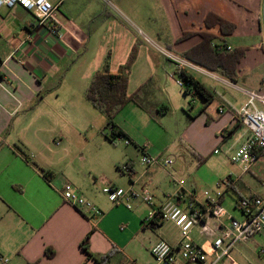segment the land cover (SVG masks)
I'll list each match as a JSON object with an SVG mask.
<instances>
[{
	"label": "crops",
	"instance_id": "0c3cea01",
	"mask_svg": "<svg viewBox=\"0 0 264 264\" xmlns=\"http://www.w3.org/2000/svg\"><path fill=\"white\" fill-rule=\"evenodd\" d=\"M263 4L264 0H61V39L38 25L31 12L1 7L0 258L6 261L0 264H155L150 248L157 240L178 244V230L171 222L158 216L153 224L144 221L149 206L140 197L131 199L127 208L111 203L101 190L106 185L136 193L147 188L155 203L175 195L180 206L189 199L203 201L195 179H177L191 162L139 142L138 134L151 119L170 111V101L178 108L187 106V96L172 74L177 65H168L171 60L160 48L182 58L188 53L189 60L184 59L208 76L201 79L187 72L214 91L207 104L200 96L190 97L193 112L186 110L176 119L182 134L189 132L183 139L196 159L214 153L216 145L225 150L226 158L206 162L217 172L206 184L215 187L223 178L231 180L221 204L233 217L238 198H264V149L246 170L229 160L247 135L235 111L246 101L245 91L264 88ZM210 14L233 23V31L223 34L218 25L207 26ZM204 33L213 35L211 46L224 45L230 48L227 52L244 49L234 82L218 69L205 67L203 49L190 52ZM132 51L127 91L139 104L127 102L114 120L133 149L102 138L98 131L105 117L84 98L96 71L107 65L115 72ZM212 78L234 86L236 93L227 98ZM17 100L21 105L16 110ZM224 128L226 133L220 135ZM141 153L173 157L174 173L158 163L145 167ZM121 164L129 171L121 172ZM171 180L183 183L171 185ZM65 182L94 203L100 214L66 203L60 195ZM215 223L207 217L204 224H196L191 234L198 228L200 235H191L193 242L206 246Z\"/></svg>",
	"mask_w": 264,
	"mask_h": 264
},
{
	"label": "built area",
	"instance_id": "2783aa9c",
	"mask_svg": "<svg viewBox=\"0 0 264 264\" xmlns=\"http://www.w3.org/2000/svg\"><path fill=\"white\" fill-rule=\"evenodd\" d=\"M61 0H0V8H12L18 6L29 11L35 17L37 24L46 26L50 32L56 36V39L62 38L59 31V21L57 14ZM226 47V50H229ZM162 54L175 62L178 68H197L188 60L179 57L173 52L160 48ZM201 70V69H199ZM176 83L182 87L181 79H177ZM246 101L235 111L237 118L247 135L244 140L234 147L229 155L232 163L242 165L246 170L253 163L258 153L264 149V88L259 90H247ZM17 100V108L20 107ZM223 113V109L218 110ZM227 129H222L220 135L226 133ZM58 144V141H55ZM124 144H129V140H124ZM217 153V150H214ZM141 164L145 167L153 164H161L166 167L171 174L174 173V159L171 156H150L142 154L140 158ZM121 172H128L127 164L119 166ZM178 185H182V180H176ZM229 178L221 179L217 184L214 192L204 190L202 195L205 200L199 202L195 199H189L184 206H180L175 195L168 196L159 203H155L153 195L147 188L142 189L139 193L132 190H125L120 187L106 185L102 187V192L107 199L113 204H124L130 208V200L140 197L141 200L149 206L147 214L144 218L146 223L158 216L164 221L171 222L178 230L179 241L174 247L165 240H157L150 248V253L155 260V264H176V257H179L180 264H217L222 258L226 257L235 245L239 242L246 241L252 235L264 231V198L258 196L240 197L235 202V207L240 211V218H235L228 214L225 207L221 204L224 188L230 186ZM62 199L80 209L89 212L91 215H99L100 210L90 200L76 193L70 183H64L60 191ZM181 198V196H176ZM185 199V198H183ZM207 217H212L216 221L212 232L213 237L206 246L198 245L193 242L190 232L198 223H205ZM223 217H227V222L222 221ZM259 255L264 262V249H261ZM0 261L5 262L6 259ZM251 264V263H250Z\"/></svg>",
	"mask_w": 264,
	"mask_h": 264
},
{
	"label": "rangeland",
	"instance_id": "374dc122",
	"mask_svg": "<svg viewBox=\"0 0 264 264\" xmlns=\"http://www.w3.org/2000/svg\"><path fill=\"white\" fill-rule=\"evenodd\" d=\"M263 8H264V4H263ZM163 59H166V58H163ZM167 61H170V60H167ZM168 63H170V65H175V62L170 61V62H167V64ZM195 66L197 67V65ZM199 69L187 68L186 70L194 74V76L201 78V79H203L204 76H208V74L204 72V69H202L203 71ZM172 74H173L174 79H178V75L176 73L172 72ZM210 80H214L215 83L217 82L218 84L217 88H219L221 93L224 94V96L226 95L227 98H229L231 94L234 95L236 93V89L234 86L225 84L224 82L216 78H212ZM175 91H177V93L179 92L178 89H176ZM189 100H190V97L187 96L186 97L187 106L186 108L184 107L183 109L180 107L178 108L176 101L174 100L170 101L169 103L171 106L170 111L164 116L158 117L157 115V117L155 118L153 117L151 119L150 126L143 129V131L139 133L138 136H139V142L148 144L149 147H152L155 151H157L160 154H163V155L181 154L183 157L181 159H185L186 162H191V167L187 171L182 170L181 172H179L177 175V179L181 178L183 180H186L189 178V176H191L190 178L195 179L197 181L196 186H197V189L200 191L201 199L205 200V197L202 195V192L204 190H208L209 192H214L216 188L215 184H217V182L214 183L215 187L214 186L212 187L206 184L207 179H209V177L212 174L214 177L217 175L216 170L215 169L213 170V168H211L206 162L208 160H211V161L220 160L221 161L223 158H226V153H225V150L220 145L215 146V148H217L216 150L218 154L211 153V152L207 153L205 156L202 157V161H197L198 158L196 159L193 153H191L192 151H190V149L187 147L183 139V137L187 138V134L189 132H187V134L186 133L182 134L183 127L176 120L180 115L185 116L186 110H190V111L193 110V108H191L190 106ZM114 123L116 124L115 120H114ZM99 130L100 131H98V133L106 141L113 143V145L120 147V148L126 147V145L124 144V140H129L128 137L113 136L110 132L109 127L106 126V119L103 121L102 127H100ZM127 145L131 147L132 149L134 148V145L133 143H131L130 140H129V144ZM170 184L177 185L175 181L173 180H171ZM231 211L232 213L235 214L236 218H240V214L237 210L234 209ZM196 229L193 230L192 234L190 232V235L198 238L200 233H198V228ZM261 249H264V231L254 234L253 236L249 237L244 242L237 243L235 247L231 251H229L227 256L222 258L217 264H248V263L262 264L264 263L262 261L263 258L259 255Z\"/></svg>",
	"mask_w": 264,
	"mask_h": 264
},
{
	"label": "trees",
	"instance_id": "16d2710c",
	"mask_svg": "<svg viewBox=\"0 0 264 264\" xmlns=\"http://www.w3.org/2000/svg\"><path fill=\"white\" fill-rule=\"evenodd\" d=\"M211 16H214V19H212ZM205 24L207 26L212 24L218 25L223 34H230L234 29L233 23L211 14L206 17ZM185 35L184 33L182 37ZM212 38V34L204 33L201 43L190 52L198 48L203 49L205 67L210 70L218 69L227 79L234 82L236 80V66L244 54V49L235 48L227 52L224 45L211 46L210 41ZM188 56V53L183 55L186 59L189 58ZM133 58L134 51L130 53L127 62L119 66L115 72H111L107 65H104L92 75L84 91V98L105 117L106 126L109 127L113 136H125L123 131L114 123V117L119 110L129 101H134L139 104L135 99L136 95L128 94L127 91L128 72ZM175 72L182 81L181 90L184 95L189 97L200 96L205 104L212 100L214 91L196 80L187 70L176 67ZM198 159L201 161V158ZM45 176L48 177L49 172H46ZM153 223L155 222L152 221V224ZM86 240L87 235L83 239V244H85ZM47 251L48 249H46V252ZM48 255L50 254L48 253ZM87 255H89V253H87Z\"/></svg>",
	"mask_w": 264,
	"mask_h": 264
}]
</instances>
